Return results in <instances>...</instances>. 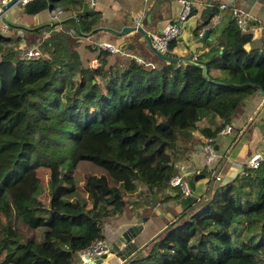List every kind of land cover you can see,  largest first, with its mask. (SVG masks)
Instances as JSON below:
<instances>
[{
  "label": "trees",
  "instance_id": "16d2710c",
  "mask_svg": "<svg viewBox=\"0 0 264 264\" xmlns=\"http://www.w3.org/2000/svg\"><path fill=\"white\" fill-rule=\"evenodd\" d=\"M21 8L28 16L69 13L80 34L72 20L24 29L40 52L35 59L19 55L18 38L0 35V264H73L74 254L103 240L108 218L140 203L141 194L167 189H175L166 198L179 199L180 211L138 247L142 257L131 254L124 264H264V159L224 184L213 180L196 198L167 184L194 146L230 126L241 101L264 92V46L245 52L233 19L197 55H174L170 40L165 54L181 63L151 52L145 63L92 44L83 46L95 51L89 60L65 29L77 40L94 29L96 15L83 0H31ZM217 13L216 5L202 11L193 34ZM83 164L103 172L81 179Z\"/></svg>",
  "mask_w": 264,
  "mask_h": 264
},
{
  "label": "crops",
  "instance_id": "0c3cea01",
  "mask_svg": "<svg viewBox=\"0 0 264 264\" xmlns=\"http://www.w3.org/2000/svg\"><path fill=\"white\" fill-rule=\"evenodd\" d=\"M1 1V0H0ZM86 3L85 10L94 12L97 18V23L94 27H105L110 28L116 31H119L123 27L128 26H137L140 27L145 34L149 37L151 34L159 33L162 28L173 22L178 14L179 3L178 0H83ZM191 3V9L193 14L189 16L186 21L181 25V30L179 31L176 42L177 45L172 49L173 54L181 58H186L187 55H197L201 48V44L198 42L197 35L193 34V31L201 24V12L206 11L209 8H212L216 5L217 15L210 17L207 23L198 31L202 32L205 28L211 27L218 17L219 13H225L232 9H237L243 14H247V19L245 21V30L242 34L245 36L246 41L243 44V50L248 52L252 48H260L264 46V0H188ZM223 5L224 8L220 9V6ZM48 16H53V20H64L69 17V13H64L59 11L52 14V11L49 8L45 9ZM44 11L37 13L36 15L28 16L24 15L22 8L18 5L13 6L7 10L2 15V25H11L13 29H22V28H31L37 26H44L45 24L55 23L53 20H47V15L44 14ZM55 15V16H54ZM74 17V16H72ZM75 20V18H74ZM135 20H138V24L135 25ZM60 24V23H59ZM75 26V24L73 25ZM55 29H59L57 24L54 25ZM67 34L70 38L76 41L80 39L90 38L81 36L78 40L77 37L73 35L71 26L67 25L65 27ZM103 32V31H102ZM34 37V36H32ZM180 37L178 41L177 38ZM19 42L21 41V47L25 46V42L19 36ZM37 39V38H36ZM35 43V41H34ZM89 43L97 47L98 45L105 43L109 44L112 48H115L119 51V56H126L127 58L136 57L137 60L143 59V56L150 55V51L145 44L144 39L136 32H129L123 36H115L106 32L101 33L98 36L92 37L89 39ZM33 44V43H32ZM216 43L208 44L207 46L214 45ZM207 48L203 49V52ZM152 54V53H151ZM141 58V59H140ZM249 100H253L252 109L261 110L264 108V102L259 95V93H254L248 97ZM256 110V111H257ZM264 112V109L262 110ZM248 116V114H247ZM264 122L255 124L256 126L262 125ZM243 126V128L240 127ZM230 126L232 128L231 134L228 136H217L212 140V148L214 151V160L210 164L208 170L213 175L218 174L221 176V171L223 170L226 173L224 176L228 178V181L232 179L239 171L231 168L230 163L238 161L240 156H247V160L255 155L261 154V152L254 151L253 149H248L245 139L242 141V147L235 150L236 145L234 141L241 134L243 129L246 126V123L243 119H240L238 116V126L234 124V120L230 119ZM264 131V130H263ZM264 134V133H263ZM243 165V164H242ZM246 165V164H245ZM190 181V180H189ZM227 181V182H228ZM202 188L198 189L196 195L200 196L207 189V183L202 184ZM193 191H195V184L193 185ZM175 189H172L171 192H167L170 197H173L175 194ZM197 196V197H198ZM179 199L170 198L166 203L168 205H173V212L177 213L180 211L179 208ZM164 210V212H163ZM163 210H160L159 218L165 222L171 218L170 209L163 207ZM170 214V215H169ZM169 218V219H168ZM147 220V218H146ZM145 220V221H146ZM145 222L142 221L140 229L138 230L137 235H141L143 232ZM162 227L158 228L156 232L161 231ZM156 232L154 231L151 236H155ZM135 234V235H136ZM135 237V236H134ZM103 241V240H102ZM134 241V239H131ZM104 242V241H103ZM105 243V242H104ZM141 243V245H143ZM126 243L119 242L117 247L114 249L113 255H110V252L107 254L106 258L101 262L103 263L109 257H122L123 255L130 256L134 250L131 247V254H128L126 251ZM140 245V246H141ZM139 246L136 243V248ZM110 250V248H109ZM120 258L117 259L116 264H119ZM73 264H78L76 256L74 257Z\"/></svg>",
  "mask_w": 264,
  "mask_h": 264
},
{
  "label": "rangeland",
  "instance_id": "374dc122",
  "mask_svg": "<svg viewBox=\"0 0 264 264\" xmlns=\"http://www.w3.org/2000/svg\"><path fill=\"white\" fill-rule=\"evenodd\" d=\"M223 1V0H221ZM44 11V10H43ZM44 14L47 15V20H53V16H48L47 12L44 11ZM26 16V15H25ZM49 18V19H48ZM53 22H58V20H53ZM2 21L0 20V35L3 37H10L12 39L14 38H18L19 36L22 38V40L25 42V44H32L34 42H32V40L34 38H32L31 34H29L28 32L24 31V28L22 29H13L11 27L7 26V32H3V30L5 31V28L2 25ZM5 26V25H4ZM90 37V36H89ZM92 38V37H90ZM90 38H84V39H80L81 42L79 44H77L76 46H74L77 50L79 55L84 56L86 59H93L95 56V51H90L87 49L86 53L84 51V45H88L89 43V39ZM15 40V39H14ZM20 40V39H19ZM18 44V45H17ZM15 43L14 46H19V48L22 51L21 47V41L18 43ZM32 46V45H31ZM1 48V47H0ZM80 50V51H79ZM20 55V54H19ZM151 58V55H147L144 56L143 58V62L148 63ZM136 61V58H134ZM145 60V61H144ZM158 64L156 62H153V64ZM74 81H76V78L72 79V83L68 85L66 92L67 94L71 92L72 89V85L74 83ZM253 100H249L248 98H245L243 101H241L239 103V105L237 106L234 115L231 117L232 121L234 120V124L236 125V128H239L238 126V116L240 119H243V121L246 123L245 128L243 129V131L241 132V134L236 138V140L234 141V145H236L235 150L238 151V149H240V147H242V141L245 139V142L247 143L246 145L248 146V149H253L254 151H258L261 152V154H259L262 158V160L264 159V123L262 125H258L256 126L255 124L257 123H261L264 122V112L261 110H253ZM257 110V111H256ZM248 114V116H247ZM241 128H243V126L240 125ZM194 149V148H193ZM193 149L190 150L188 152V154H193ZM247 156H240V159H238V161L230 163L231 168L236 170L242 167V164L245 165V161H246ZM187 168L189 170H197L198 168H195L193 162L190 163V161L188 160L187 162ZM80 178L83 179L84 176H88V175H100L102 174V169L93 165H87V164H83L82 166V170L80 171ZM240 172V171H239ZM226 173H224V171H221V181L219 182V184H224L228 181V178L225 177ZM190 175H187V181L191 182L192 179L189 181ZM39 178H40V187L42 190L46 189V173H40L39 174ZM206 184L209 185L211 183V185H215L214 181H213V174L209 171H206V173L204 174V177L196 180L194 182L195 184V191H191L190 195L192 197H197L198 195H196V192L198 189L202 188V184ZM204 187V186H203ZM172 189H167L166 191H161L158 195L156 196H142L139 197L138 199V204L134 205V207L129 204L122 212V214L120 215H115L114 217H110L108 218L105 222L102 223L101 225V232L103 235V241L105 242V244L107 245V247L111 248L112 246L117 245L119 243V239L121 237H123V239H125V237L128 238V240L126 241V244L129 245L130 247H132V249L134 250V252L132 253L131 258L132 259H139L140 257H142V255L144 254V252L142 253V251H139L136 248V243L139 245L137 247H140L141 243L144 242L147 243L153 236H151V234L155 231H157L158 228L162 227V225L164 226V224L166 223L163 222L160 218H159V212L163 207L169 208L170 209V214L173 213L172 208L174 207L173 205H168L166 203V201H168V199L170 198H166L167 192H171ZM178 201V200H177ZM179 202V201H178ZM179 208H181V206L179 205ZM164 212V210H163ZM169 214V215H170ZM143 218H147L143 227V232L141 233V235H136L134 234L133 236L131 235V233H127L128 229L131 228L132 226H134V224L136 223V221L138 219H143ZM169 219V218H168ZM20 231L23 233V235L25 236V238H30L31 237V232L26 231L23 228H20ZM39 231V230H38ZM160 232V231H159ZM159 232H156L159 233ZM138 233V232H137ZM135 236V237H134ZM131 239H134V241H131ZM143 244V245H144ZM126 245V247H127ZM142 246V245H141ZM136 252V253H135ZM126 257V255H123V259ZM120 258V262L119 264H124L123 260L121 261L122 257L119 256L118 258L116 257H109L108 259H106L103 263L101 264H116L117 259Z\"/></svg>",
  "mask_w": 264,
  "mask_h": 264
},
{
  "label": "built area",
  "instance_id": "2783aa9c",
  "mask_svg": "<svg viewBox=\"0 0 264 264\" xmlns=\"http://www.w3.org/2000/svg\"><path fill=\"white\" fill-rule=\"evenodd\" d=\"M31 0H17L16 5L22 7L24 6L27 2ZM6 2V0H1L0 1V6L3 5ZM179 3V10L176 19L171 22L166 24L162 30L159 33H154L149 36L150 39V44L155 49L156 51L165 54L166 52V45L167 43L176 38L179 31L181 30V25L183 24L186 19L188 18L190 9H191V3L188 0H178ZM224 6L221 5L220 9H223ZM56 11H52V14H54ZM231 14L233 16V19L236 22L237 27L243 32L245 30V21L247 19V14H243L237 9H232ZM55 16V15H54ZM138 24V20H135V25ZM5 28L6 32L7 29ZM1 30V29H0ZM2 32V30H1ZM202 32L197 33V37L199 38L201 36ZM101 48L108 49L110 52L115 53L117 50L115 48H112L109 44L102 43L98 45ZM40 52L37 49L36 45H32L29 47H23L22 51L20 53V56L25 59H35L39 56ZM231 134V127L229 125H224L217 133V136H228ZM193 154H190V163L193 162L195 168H198L195 171H191L187 168V163H178L176 165L177 167V174L173 175L167 182V184L171 188H177L183 196H188L191 193V190L188 186V181H187V175H192L194 173H197L201 169H205L207 171L210 164L214 160V151L212 148V143L209 140V144L205 145H196L193 147ZM262 160L261 156L259 154H255L251 156L247 162L246 166L250 168H255L258 163ZM189 176V177H190ZM213 180L215 182H220L221 177L218 176V174L213 175ZM109 253V247L101 241L98 240L93 243V245L79 253H76V258L78 263H86L88 260L92 258H96L101 254H108ZM87 256L88 258H85Z\"/></svg>",
  "mask_w": 264,
  "mask_h": 264
},
{
  "label": "water",
  "instance_id": "95a60500",
  "mask_svg": "<svg viewBox=\"0 0 264 264\" xmlns=\"http://www.w3.org/2000/svg\"><path fill=\"white\" fill-rule=\"evenodd\" d=\"M16 2L17 0H6V2L0 6V20L2 21V15L7 11L9 10L10 8H12L13 6L16 5ZM66 20H72L75 22L74 20V17L70 16V17H67L66 19L64 20H61V21H58V22H55V23H51V24H45L47 26H54L55 24H59L61 22H64ZM233 20V16L231 14L230 11L228 12H223V13H219L218 14V17L216 19V22L209 28H205L202 33H201V36L200 38L198 39V42L203 45V44H212V43H215V40L221 35V33L223 32V30L228 26V23L229 21H232ZM44 25V26H45ZM182 25V24H180ZM42 27L41 25L40 26H37V27H31V28H24L26 30H34V29H37V28H40ZM75 29L77 31L78 34H80L79 32V29H78V25L77 23L75 22ZM95 30H98V31H103V32H106V33H109V34H112V35H115V36H123L129 32H136L138 33L139 35H141V37L144 39L145 41V44L146 46L148 47L149 51L154 54L156 57L164 60V61H168V62H174V63H181L182 60L179 59V58H176V57H173V56H168L166 54H163V53H160L158 51H156L155 49H153V47L151 46L150 44V39L149 37L147 36V34H145V32H143V30L140 28V27H137V26H128V27H123L121 28L119 31H116V30H113V29H110V28H105V27H98V28H95L93 30H91L90 32L86 33V34H82L83 36L85 37H88L90 36ZM177 40L179 41L180 40V37L177 38ZM217 53H220V50L218 52H213V53H210L208 55V57H211ZM184 62H187V63H191V64H196L197 63H194L192 61H188V60H185ZM206 62V59L204 60H201L199 62V64H204ZM203 75H206V71L205 69H203ZM258 93L259 95L261 96L263 102H264V92L261 90V89H258ZM212 143V142H211ZM203 175L201 174H196L193 176L192 178V181L191 182H188V186L190 188L191 191H193V185H194V182L200 178H202ZM146 218H143L142 220L141 219H138L136 221V223L134 224V226H132L131 228L128 229L127 233H131V235L133 236L135 233L138 232V230L140 229V225H141V222L142 221H145ZM128 240L127 237H125V239H123V237H121L118 241L121 242V243H126V241ZM117 247V245L114 244V246H112L109 250L110 252V255H113L114 253V249ZM127 249V253L128 254H131V247L129 245H127L126 247ZM76 256V254H74V257ZM107 254H101L99 255L98 257L96 258H92L90 260H88L86 263H78V264H101V262L106 258ZM85 258H88L87 256H85Z\"/></svg>",
  "mask_w": 264,
  "mask_h": 264
}]
</instances>
